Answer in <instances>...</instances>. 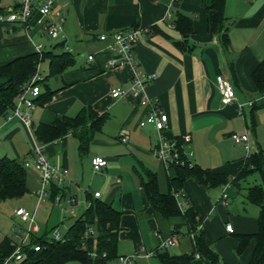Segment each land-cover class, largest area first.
I'll use <instances>...</instances> for the list:
<instances>
[{
	"label": "crops",
	"instance_id": "0c3cea01",
	"mask_svg": "<svg viewBox=\"0 0 264 264\" xmlns=\"http://www.w3.org/2000/svg\"><path fill=\"white\" fill-rule=\"evenodd\" d=\"M54 1L51 18L62 23L63 38L51 39L37 23V15L31 18L28 30L20 23H0V38L8 32L5 42L0 44V65L36 51L37 43L30 37L33 30L38 31L39 36H47L44 44L39 42L43 50H68L74 60L60 74L51 76H46L48 62L39 64L40 78L53 92L47 101L36 103L30 130L16 117L6 118L9 110L0 115V156L27 162L28 185L35 196L39 175L33 168V148L41 146L52 165L67 170L69 183L62 186L63 196L74 199L72 212L60 211L57 222H65L66 229L89 203L87 197L99 192L97 198L119 212L116 253L152 252L148 257L139 256L133 264L149 261L155 256L156 234L171 235L177 220H164L148 211L149 201L141 176L156 173L163 189L166 169L155 155L156 130L139 122L151 108L157 107L167 114L165 134L169 138L181 141L188 137L184 151L191 165L228 177L243 165L251 152L259 148L264 151V99H260L264 92L257 89L252 79L253 70L264 58V0H225L227 45L209 28L213 10L207 11L201 0H179L178 10L193 19L192 32L183 48L177 42L184 37L172 24L176 11L172 0ZM11 3L12 0H0L5 10ZM133 26L146 30L134 46L133 61L144 73L154 74L139 91L131 90V64L108 67L107 41L98 39L101 33L110 35ZM59 43L61 46L55 47ZM89 54L93 55L92 60H87ZM217 75L230 80L237 98L235 102H221ZM115 88L124 93L113 97L111 91ZM248 101L253 102L252 105H247ZM84 107H91L99 114L106 113L107 117L93 133L83 153L72 131L46 142L36 138L35 129L39 125H50L60 115L74 116ZM244 132L249 138L248 151L231 137ZM122 136L126 137L125 141L121 140ZM94 156L106 159L107 165L93 170L91 158ZM232 188L235 187H205L187 178L176 196L183 211L192 206L202 219L201 225L213 241L217 264H249L255 241L251 239L245 249L237 253L236 235L256 232L258 208L231 200ZM223 192L225 200L221 198ZM63 196L56 194L49 200L58 209L55 202L61 197L62 203H66ZM20 207L25 208L16 205ZM228 223L231 231L225 229ZM35 225L38 230L33 231L38 232L40 226ZM178 232L180 237L168 247L173 249L166 248L168 255L190 253L193 249L187 228L179 227ZM116 263L115 259L110 262Z\"/></svg>",
	"mask_w": 264,
	"mask_h": 264
},
{
	"label": "trees",
	"instance_id": "16d2710c",
	"mask_svg": "<svg viewBox=\"0 0 264 264\" xmlns=\"http://www.w3.org/2000/svg\"><path fill=\"white\" fill-rule=\"evenodd\" d=\"M225 0H201L202 6L207 10H213L209 17V28L220 36L223 45H227V26L224 15ZM175 17L172 24L184 37L177 42L183 48L186 47V38L192 32V17L178 10V1L172 2ZM0 5V13L4 12ZM61 46V43L55 47ZM48 62V74L46 76L60 74L64 69L73 64V56L68 50L59 52L54 50L33 51L14 57L0 65V115L5 114L15 103V98L24 84L38 73L41 62ZM252 79L260 92H264V58L252 72ZM40 87V93L34 98L35 103L47 101L52 92L44 79L36 81ZM257 105H253V108ZM107 117L106 113H97L91 107L82 108L74 116L60 115L50 125L41 124L35 129L36 138L46 142L63 136L68 131L74 132L79 140V151L83 153L89 144L93 133L98 130ZM257 172L261 183H247V177ZM27 167L22 160L8 156H0V205L1 203L19 198L30 192L27 180ZM193 178L205 187L229 184L238 191L245 190L247 204L258 208L257 230L253 234L236 235V252L241 253L251 239L255 245L249 264H264V151L262 148L251 152L244 160L243 165L231 176L222 173H213L206 168L193 164L172 165L166 169V187L161 188L156 173L147 172L141 176V185L149 201V213L159 216L164 220H177L171 233L185 226L187 232L195 231L192 241L193 249L190 253L180 255H168L166 249L155 250L162 264H217L218 258L213 249V241L203 229L202 219L196 210L190 206L184 211L181 209L177 193L183 189L184 181ZM246 183V185H245ZM49 199L59 194L63 196V187L51 182L48 188ZM89 203L81 214L75 217L70 225L62 232L60 239L48 236L47 230L37 234L29 230L28 240L17 242L14 237L4 236L0 238V264H65L70 261H78L80 264H110L118 254L117 231L119 229V212L111 205L104 203L97 197H87ZM47 200V201H48ZM93 228V234L85 237L87 227ZM56 225L50 230H54ZM173 231V232H172ZM170 233V234H171ZM34 246H38L37 250ZM19 248L20 258L13 255ZM198 254L199 258L194 255Z\"/></svg>",
	"mask_w": 264,
	"mask_h": 264
},
{
	"label": "built area",
	"instance_id": "2783aa9c",
	"mask_svg": "<svg viewBox=\"0 0 264 264\" xmlns=\"http://www.w3.org/2000/svg\"><path fill=\"white\" fill-rule=\"evenodd\" d=\"M179 1V0H172ZM54 0H12V3L7 6L6 10L3 13H0V23L12 24L20 23L27 30L30 26V20L32 17L37 15L36 21L41 25L44 32L51 39H60L63 38V26L59 21H55L51 18V13L54 7ZM264 21V13H263ZM146 33L145 29L139 27H130L122 30L115 31L110 35L106 33H101L98 35L100 41L106 42V49L110 53V58L108 59L107 66L114 67L117 65H122L124 63H130L132 66L133 74L131 79V90L139 91L142 90L153 78L154 74L144 73L138 65L133 61V51L135 44L142 38ZM36 51L43 50V45L38 43L35 45ZM93 55L89 54L87 60H92ZM40 79V75H34L28 83L24 84L20 92L15 98L14 105L9 109L6 114V118L16 117L27 130H30L31 127V115L36 106L34 98L40 93V87L36 83ZM216 83L220 93L221 102L223 104H229L237 100L234 93V89L230 80L226 77L217 75ZM124 91L120 88L112 89L111 95L113 97H118L122 95ZM264 99V95L260 99ZM253 102L248 101L247 105H252ZM240 112L242 105L239 106ZM167 114L160 111L157 107L150 109V112L142 119L139 124L142 125H151L157 132L158 145L155 150L156 158L162 163L165 169L169 168L172 165L183 166L185 164L190 165L187 154L184 151V147L187 146L188 137H183L181 141H177L175 138H169L165 131L167 129ZM234 142L242 143L245 149L249 150V138L246 132L241 134H232L231 135ZM122 141L126 140L125 136H122ZM34 161L33 168L38 172V188L34 191V194L37 196L39 202H46L49 196V185L51 182H55L58 186L68 185V172L65 168H59L52 165L46 156L44 155L41 146H35L34 148ZM27 164V162H24ZM91 165L93 170H98L107 165L106 159L100 156H94L91 158ZM229 186V184L224 185ZM99 192H94V197H99ZM64 197V196H63ZM221 198L226 199L225 192L222 193ZM61 197L57 198L56 205L60 209L61 213L70 212L74 204V199L72 197H64L63 201L68 204V207H64L61 201ZM15 216L19 217L23 221H29L30 230H38V227L33 221V216L31 213L20 207L15 209ZM200 226L197 227V229ZM196 229V230H197ZM225 229L231 231V225L228 223L225 225ZM195 230V231H196ZM195 231L188 233V237L193 241L195 236ZM93 234V228L91 226L87 227L84 236L88 237ZM53 237L55 239H60L62 233L55 228L53 230ZM179 232H174L171 235L162 236L160 233L156 234L158 239V244L156 250H163L168 247H171L175 244L176 239L180 237ZM39 247L34 246V249L37 250ZM155 252V251H153ZM152 252H145L140 254L139 251H134L132 254L127 255H118L115 260L116 264H133L135 259L139 256L148 257ZM16 259L20 258L19 248L17 247L14 255ZM194 257L199 258L198 254H195Z\"/></svg>",
	"mask_w": 264,
	"mask_h": 264
},
{
	"label": "rangeland",
	"instance_id": "374dc122",
	"mask_svg": "<svg viewBox=\"0 0 264 264\" xmlns=\"http://www.w3.org/2000/svg\"><path fill=\"white\" fill-rule=\"evenodd\" d=\"M31 31V30H30ZM8 32H4V36L0 38V44L5 42V37ZM21 32H19L20 34ZM30 37L35 41V43L44 44L47 40V36H39L38 31H31ZM41 73L42 66L39 67ZM247 183H261V178L257 172H253L247 177ZM246 185V183H245ZM68 195V191L65 193ZM245 190L241 189L238 191L236 188L231 189V200L236 202H246L245 201ZM22 205L24 209L28 210L33 216L34 223L40 226V230L37 234H41L44 230H47L48 236H52L53 231L50 230L52 226L56 225L58 230L62 233L65 229L64 223L57 222L59 218L60 209L53 206L52 201L48 200L45 203H39L36 195L34 196L31 192L25 194L23 197L16 200H7L0 205V238L14 237L17 242L20 240H28L30 225L29 221H23L19 217L15 216L16 205ZM64 207H68L67 203L62 204ZM252 205V204H250ZM255 206V205H253ZM256 207V206H255ZM56 208V209H55ZM257 208V207H256ZM67 214V212H65ZM63 212V214H65ZM57 222V223H56ZM173 248H168L171 251ZM139 264H162L158 256H153L149 261H140Z\"/></svg>",
	"mask_w": 264,
	"mask_h": 264
},
{
	"label": "water",
	"instance_id": "95a60500",
	"mask_svg": "<svg viewBox=\"0 0 264 264\" xmlns=\"http://www.w3.org/2000/svg\"><path fill=\"white\" fill-rule=\"evenodd\" d=\"M205 264H210V263L206 261Z\"/></svg>",
	"mask_w": 264,
	"mask_h": 264
}]
</instances>
